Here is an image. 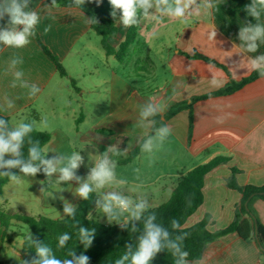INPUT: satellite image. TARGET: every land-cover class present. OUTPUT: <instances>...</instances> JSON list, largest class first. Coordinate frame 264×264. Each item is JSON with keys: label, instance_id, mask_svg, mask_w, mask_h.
Segmentation results:
<instances>
[{"label": "crops", "instance_id": "crops-1", "mask_svg": "<svg viewBox=\"0 0 264 264\" xmlns=\"http://www.w3.org/2000/svg\"><path fill=\"white\" fill-rule=\"evenodd\" d=\"M197 3L201 8L198 14L193 15L203 16L187 18V23L182 22L181 27L179 20L170 44H164L160 50L154 51L151 43L157 41L165 30L152 28L151 25L156 23L153 20L146 27L149 33L143 36L140 23L137 40L130 46L125 61L120 63L115 56L106 54L100 36L86 22L90 17L85 12L76 7L49 9L46 5H50L51 0H30V8L41 18L36 32L42 43L59 58L67 75L58 73L34 37L21 49L0 44V115L9 117L11 126L35 121L38 131L50 135V141L43 147L49 157L79 151L84 158L95 159L107 147L116 145L120 150H126L123 155L113 157L117 165L142 161L148 153L141 151L134 160L124 162L143 138L151 134V130L139 126L140 109L145 103L163 104L162 115L176 103L191 104L193 97L218 91L231 79L239 81L251 75L254 71L247 65V57L264 54V43L259 44L256 52L247 53L238 39L241 26L256 23L245 10L251 0H216V6L211 9L203 7L204 0H197ZM85 5L94 7L102 16L112 17L108 0H102L99 6L95 0H86ZM115 21L119 27L118 35L111 37L109 42L118 48L128 27H124L118 18ZM260 22L264 23V13ZM6 24L7 17L0 21V26ZM46 28L49 30L45 31ZM196 53L223 67L188 57ZM15 57L23 60L17 66L24 73L23 81L40 87L41 91L35 97L29 96V88L22 87L21 81H16V87H12L14 76L8 66ZM133 60L137 61L139 69L143 65L150 69L159 81L155 87L146 91L120 71L121 66H131ZM157 62L163 67V77L155 72ZM209 65H214L219 86L210 84L213 74L208 71ZM5 98L13 101V108H7ZM105 99L109 102L106 112ZM192 107L191 129L190 111L187 109L166 122L186 150L187 166L180 173L159 175L148 183H133L144 189L155 184V191L145 192L130 187L116 191H122L133 199L144 196L150 201L157 200L154 204L149 202L150 208H154L163 204L158 201L161 196L163 200L171 197L179 179L189 171L214 158L228 157L226 163L205 176L204 202L184 224V227H190L209 214L211 219L207 229L215 232L235 220L236 207L242 197L240 192L228 187L233 168L239 170L236 175L239 185L264 186V78L233 94L196 101ZM218 117L223 118V123H217ZM43 118L48 120L47 128L40 127ZM201 158V162L191 165ZM88 171L81 166L77 175L86 178ZM18 175L22 178L19 183L8 182L4 186L0 194V209L57 219L67 216L63 212L64 200L76 208L82 199L75 194L78 187L75 181L54 185L47 182V177L24 176L20 172ZM52 179L55 180L56 176ZM160 180L166 182L160 183ZM253 206L264 225V200H256ZM102 223L113 222L107 220ZM18 224L13 222L12 226ZM11 238V242L3 241L0 223V256L6 246L23 259L22 246L15 249L17 242ZM190 264H264V255L255 242L245 241L233 233L208 244L202 257L190 261Z\"/></svg>", "mask_w": 264, "mask_h": 264}, {"label": "clouds", "instance_id": "clouds-1", "mask_svg": "<svg viewBox=\"0 0 264 264\" xmlns=\"http://www.w3.org/2000/svg\"><path fill=\"white\" fill-rule=\"evenodd\" d=\"M108 2L112 8L111 16L114 20L118 18L124 27L137 26L146 19L160 22L165 17L187 23V17L198 14L201 8L197 0H108ZM85 3L86 0H72L76 8H82ZM95 3L99 6L102 0H95ZM215 6L216 0H204V8L211 9ZM46 7L59 8L60 5L57 0H51V4ZM245 10L256 20V23H246L241 26L238 39L243 51L254 53L258 50L259 44L264 43V23L260 22L261 14L264 13V0H251V3L245 6ZM117 12H119L118 17ZM5 17H7V24L0 26V44L16 49L30 44L31 38L36 36V29L41 19L40 14L30 8V0H0V21H3ZM86 22L88 24L97 23L95 18H87ZM22 63L23 60L19 57L11 59L9 63L8 70L14 76L12 87H16V81H21L22 87L29 88V96L35 97L41 89L36 84L29 85L23 81L24 73L17 69V66ZM247 65L250 70L256 71L261 78H264V54L247 57ZM208 71L213 74L210 84L213 87L219 86L220 81L214 65H209ZM5 101L8 109L14 107L12 100L5 98ZM164 109L163 104L151 101L145 103L140 109L139 126L151 130V134H147L140 143L141 151L144 153L151 154L158 150L171 135L169 126L162 124L156 127V121L152 119ZM217 123H223V118L218 117ZM35 126V121L20 122L15 126H10L8 120L0 117V177H6L10 182L19 183L21 176L11 170L18 169L24 176L33 177L43 172L49 184L60 185L75 181L78 184L75 194L84 200H87L91 193H96L98 198L95 206L99 213L106 216L110 223L116 222L122 229H130L133 233H139L135 249L133 250L131 245L126 246L127 251L116 259L114 264H150L162 251L171 253L174 264H190L189 253L183 247L187 234L173 235V232H179L181 229L178 220H171L173 231H169L167 227L157 222V215L154 212H149L150 204L146 197L140 196L133 199L124 195L122 191H104V189L114 187L122 189L128 184L126 178L118 177L117 160L113 158L123 155L126 150L122 151L118 146L110 145L95 159H91L94 162L93 166L89 168L86 178H82L77 175V170L84 164V157L80 152L57 153L47 157L48 152H44L38 141L31 139ZM40 127H48L46 118L40 121ZM26 142L28 149L25 158L22 149ZM133 171L137 174L136 179L138 180L139 169ZM54 175L55 180L52 179ZM63 212L69 217H74L76 208L64 200ZM77 237L79 243L87 249L93 243L94 229L90 230L81 226ZM71 238L67 232L59 235L57 247H66ZM25 242L35 249V256L31 260L22 261V264H89L90 261L87 255L83 253L77 255L75 250L71 249L67 252L66 258H58L49 244L34 239L30 234L25 237Z\"/></svg>", "mask_w": 264, "mask_h": 264}, {"label": "trees", "instance_id": "trees-1", "mask_svg": "<svg viewBox=\"0 0 264 264\" xmlns=\"http://www.w3.org/2000/svg\"><path fill=\"white\" fill-rule=\"evenodd\" d=\"M57 3L64 7H75L72 4V0H57ZM79 9L85 12L90 18L96 19L97 23L91 24V28L98 36H100L101 45L106 54L109 56H115L120 63H123L128 55L130 46L137 40L140 24L128 27L124 40L120 43L118 48H115L110 44L109 39L118 35L119 27L117 22L112 17L100 15L92 6L84 5ZM34 38L46 56L56 66L58 73L61 76H66L67 72L61 61L42 43L37 32ZM188 57L202 59L223 67L216 61L199 53H196L193 56L188 55ZM259 78H261L259 74L254 71L251 75L244 77L239 81L231 79L222 89L203 96L193 97L191 99V104L185 102L176 103L165 114L162 115L159 113L155 117H152V119L156 121L155 126L160 127L162 124H166V122L176 114L187 109L190 111L191 129L193 124L192 104L194 102L233 94ZM0 117L5 118L10 123L9 117L1 115ZM30 122L33 121L28 120L25 123ZM31 139L33 141H38L43 149V147L50 141V135L46 132L38 131L34 127V130L31 133ZM140 143L124 162H130L140 155ZM27 149L28 144L26 142L22 149L25 158L27 157ZM47 157L49 156L47 155ZM228 160V157H217L208 163L195 167L179 179L171 197L166 202L157 207L149 208V212H154L157 215V222L163 224L169 229V231H173L171 229L172 219H176L180 222L181 229L179 232H173V235L180 233L187 234L186 239L183 242V247L189 253V262L199 260L202 257L204 249L211 242L233 233H237L245 241L255 242L260 253L264 255V225L260 222L253 206L256 200H264V186L239 185L236 180V175L239 172L238 169H232V177L228 181V187L237 190L242 196L236 207L235 220L224 229L210 232L207 229V226L210 222L211 216L207 214L200 222L190 227H184L186 220L192 216L204 202L203 187L205 176L219 165L226 163ZM11 171L17 175L19 174L18 169H13ZM36 177L46 176L43 172H40ZM8 182H10L8 178L0 177V194H2L3 188ZM96 199V193H91L87 200H80L76 207L74 217L66 216L57 219L42 215L34 217L17 213L13 210L5 211L0 209V223L3 227V241H12L9 231L12 223L16 222L28 226L31 233L30 235L34 239L49 244L58 258H66L67 252L71 249L75 250L77 255L81 253L87 255L90 258L89 264H114L115 260L127 251L126 246L131 245L133 250L135 249L139 233H133L130 229H122L119 224L114 222L112 224H104L99 220L90 219L89 215L96 207ZM81 226L90 230L94 229L93 243L87 249H85L78 241L77 232ZM65 232L69 233L72 238L68 241L66 247L58 248L57 238ZM22 253V261L31 260L35 256V249L25 242V237L22 244ZM0 264L3 263L0 262ZM150 264H174V258L170 252L162 251L150 262Z\"/></svg>", "mask_w": 264, "mask_h": 264}, {"label": "rangeland", "instance_id": "rangeland-1", "mask_svg": "<svg viewBox=\"0 0 264 264\" xmlns=\"http://www.w3.org/2000/svg\"><path fill=\"white\" fill-rule=\"evenodd\" d=\"M199 16L203 15H191L188 18V20L191 18H197ZM153 21L152 19H146L141 22V29L140 34L145 36L149 32L147 31L146 27L149 25V22ZM155 25H151L152 28L155 30H165L163 32L162 36H159L157 41H153L151 43L154 51L160 50L161 48H164V44L169 45L172 40V32L178 28L179 20H171L169 18H163L162 21L157 22L155 21ZM182 21H180V27H181ZM95 35V34H94ZM147 38H150L147 36ZM159 54V53H158ZM157 55V53H156ZM131 66H121L120 71L132 82L135 83L136 86L146 89L148 91L150 87H155L158 84V80L154 76V74H151V71L148 67L143 65L144 67L139 69L137 66V61L133 60L131 61ZM117 65V64H115ZM145 68V69H144ZM147 69V70H146ZM155 72H158V75L160 77L164 76V70L161 65V63L157 62V68L155 69ZM105 104V112L108 109L109 102L107 99L104 100ZM92 157H85L84 158V164L82 165L85 170H88L91 166H93V161L91 160ZM203 160L202 158L195 161L193 164H198ZM189 159L186 153V150L182 148L180 143L176 140L175 136L171 133V135L166 139V141L163 143L162 147H160L158 150H155L151 154H147L143 157L142 161H136L132 164L128 165H117V175L121 178H126L128 180V184L125 187H130L134 190H144L145 192L148 191H155L157 188V185L152 184L148 188H141L140 186H137L133 184L134 182H145L148 183L155 178H157L159 175L163 174H172V173H180L181 170L185 166H187V163ZM134 169H139V179H136V173L133 171ZM160 183H165L166 181H159ZM122 188V189H123ZM121 188H112V189H104V191H110V190H116ZM170 196H168L166 199L163 200L164 197L158 198V201L160 203H164L169 199ZM148 200V199H147ZM150 203H155L156 201H150ZM159 203V204H160ZM36 212V211H34ZM90 219L99 220L100 222L107 221V217L104 216L102 213H99L96 210V207L89 215ZM12 236L17 244H14L15 249H18L22 245H20L21 241L24 237L27 236V234L30 233V229L25 224H18L16 226H12L11 230ZM3 254L0 256V260L4 261L6 264H22V259L19 255H16L15 252H13V249L10 247L4 246L3 248Z\"/></svg>", "mask_w": 264, "mask_h": 264}, {"label": "water", "instance_id": "water-1", "mask_svg": "<svg viewBox=\"0 0 264 264\" xmlns=\"http://www.w3.org/2000/svg\"><path fill=\"white\" fill-rule=\"evenodd\" d=\"M114 223H116V222H114ZM118 224V223H117Z\"/></svg>", "mask_w": 264, "mask_h": 264}]
</instances>
